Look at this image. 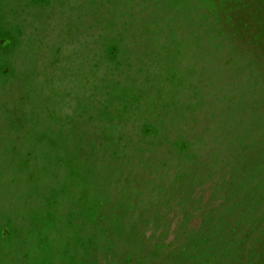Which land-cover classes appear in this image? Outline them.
<instances>
[{
    "label": "rangeland",
    "instance_id": "374dc122",
    "mask_svg": "<svg viewBox=\"0 0 264 264\" xmlns=\"http://www.w3.org/2000/svg\"><path fill=\"white\" fill-rule=\"evenodd\" d=\"M0 264H264V0H0Z\"/></svg>",
    "mask_w": 264,
    "mask_h": 264
},
{
    "label": "trees",
    "instance_id": "16d2710c",
    "mask_svg": "<svg viewBox=\"0 0 264 264\" xmlns=\"http://www.w3.org/2000/svg\"><path fill=\"white\" fill-rule=\"evenodd\" d=\"M17 42L14 43L11 39L0 36V56L4 52H11L12 55L18 53Z\"/></svg>",
    "mask_w": 264,
    "mask_h": 264
}]
</instances>
